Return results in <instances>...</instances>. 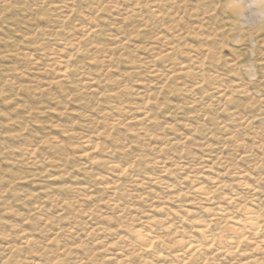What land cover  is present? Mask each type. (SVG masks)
<instances>
[{"label": "rangeland", "instance_id": "1", "mask_svg": "<svg viewBox=\"0 0 264 264\" xmlns=\"http://www.w3.org/2000/svg\"><path fill=\"white\" fill-rule=\"evenodd\" d=\"M238 3L0 0V264H264V6ZM246 209L261 232L217 250Z\"/></svg>", "mask_w": 264, "mask_h": 264}, {"label": "bare ground", "instance_id": "2", "mask_svg": "<svg viewBox=\"0 0 264 264\" xmlns=\"http://www.w3.org/2000/svg\"><path fill=\"white\" fill-rule=\"evenodd\" d=\"M203 195H205L204 197H208V194ZM224 215L225 218H229L228 215ZM206 227L207 225H203L199 228V239L197 241H190L184 247L183 255L196 257L203 251H208L216 244L215 237L205 234L204 230ZM226 231L230 236L229 240L225 247H219L217 250H223L225 252L237 251L241 243L247 239V236L258 235L261 232L259 217L254 211L246 209L240 218L234 220L233 224L227 227ZM138 241L142 247L149 249L154 244L155 238H144L140 235Z\"/></svg>", "mask_w": 264, "mask_h": 264}, {"label": "clouds", "instance_id": "3", "mask_svg": "<svg viewBox=\"0 0 264 264\" xmlns=\"http://www.w3.org/2000/svg\"><path fill=\"white\" fill-rule=\"evenodd\" d=\"M261 6H264V0H259ZM243 5V0H239V3L236 7H240ZM257 27L264 28V13L259 16H254L248 21V28L251 30H255Z\"/></svg>", "mask_w": 264, "mask_h": 264}]
</instances>
